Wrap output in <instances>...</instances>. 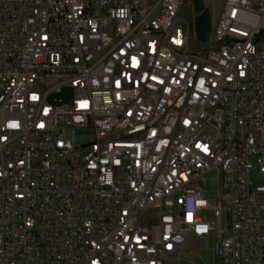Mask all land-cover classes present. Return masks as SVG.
<instances>
[{
    "label": "built area",
    "instance_id": "obj_1",
    "mask_svg": "<svg viewBox=\"0 0 264 264\" xmlns=\"http://www.w3.org/2000/svg\"><path fill=\"white\" fill-rule=\"evenodd\" d=\"M186 1L0 0V264H264V0Z\"/></svg>",
    "mask_w": 264,
    "mask_h": 264
},
{
    "label": "rangeland",
    "instance_id": "obj_2",
    "mask_svg": "<svg viewBox=\"0 0 264 264\" xmlns=\"http://www.w3.org/2000/svg\"><path fill=\"white\" fill-rule=\"evenodd\" d=\"M206 8L210 12V32L208 34V42L211 41L214 31L220 20L223 10V0H204ZM183 17L189 19L191 15L192 19H196L198 14L195 12L193 1L187 0L183 7ZM205 47V44L199 42L194 35L191 36V49L194 53H200L201 48ZM67 136L73 138L77 145H82L88 142L87 135H76L73 133V128L67 131ZM216 174H210L207 177L206 188L209 191V197L215 196V191L218 188ZM169 264H221V260L214 254L212 244L208 249H204L200 255L191 262L190 260H182L180 262H170Z\"/></svg>",
    "mask_w": 264,
    "mask_h": 264
},
{
    "label": "water",
    "instance_id": "obj_3",
    "mask_svg": "<svg viewBox=\"0 0 264 264\" xmlns=\"http://www.w3.org/2000/svg\"><path fill=\"white\" fill-rule=\"evenodd\" d=\"M195 12L198 14L195 19V32L201 43H206L210 32V12L206 8L204 0H193ZM72 97L71 90H66L60 95H54L50 101L56 105L68 103Z\"/></svg>",
    "mask_w": 264,
    "mask_h": 264
},
{
    "label": "flooded vegetation",
    "instance_id": "obj_4",
    "mask_svg": "<svg viewBox=\"0 0 264 264\" xmlns=\"http://www.w3.org/2000/svg\"><path fill=\"white\" fill-rule=\"evenodd\" d=\"M193 1V0H192Z\"/></svg>",
    "mask_w": 264,
    "mask_h": 264
}]
</instances>
